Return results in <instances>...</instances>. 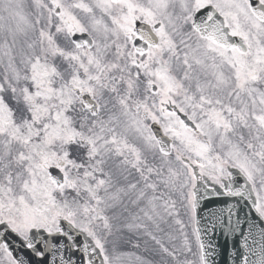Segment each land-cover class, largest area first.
Instances as JSON below:
<instances>
[{"label":"snow or ice","instance_id":"6c2138e0","mask_svg":"<svg viewBox=\"0 0 264 264\" xmlns=\"http://www.w3.org/2000/svg\"><path fill=\"white\" fill-rule=\"evenodd\" d=\"M0 264H264V0H0Z\"/></svg>","mask_w":264,"mask_h":264},{"label":"water","instance_id":"95a60500","mask_svg":"<svg viewBox=\"0 0 264 264\" xmlns=\"http://www.w3.org/2000/svg\"><path fill=\"white\" fill-rule=\"evenodd\" d=\"M210 207V206H209ZM213 215H218L222 210L221 209H211ZM219 252V250H217ZM232 253H229V256L231 257Z\"/></svg>","mask_w":264,"mask_h":264}]
</instances>
